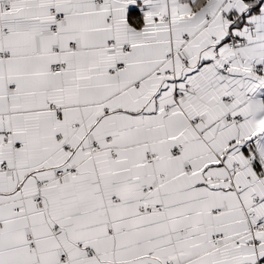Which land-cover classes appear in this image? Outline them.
I'll use <instances>...</instances> for the list:
<instances>
[{"label":"snow or ice","instance_id":"1","mask_svg":"<svg viewBox=\"0 0 264 264\" xmlns=\"http://www.w3.org/2000/svg\"><path fill=\"white\" fill-rule=\"evenodd\" d=\"M0 264H264V0H0Z\"/></svg>","mask_w":264,"mask_h":264}]
</instances>
